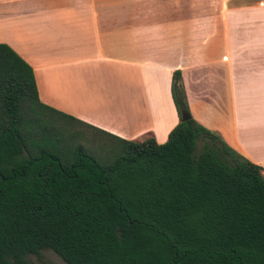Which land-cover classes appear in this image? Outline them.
<instances>
[{"label":"trees","instance_id":"trees-1","mask_svg":"<svg viewBox=\"0 0 264 264\" xmlns=\"http://www.w3.org/2000/svg\"><path fill=\"white\" fill-rule=\"evenodd\" d=\"M169 90L165 141L123 139L42 103L0 42V264H264L263 168L192 118L178 70Z\"/></svg>","mask_w":264,"mask_h":264},{"label":"crops","instance_id":"crops-1","mask_svg":"<svg viewBox=\"0 0 264 264\" xmlns=\"http://www.w3.org/2000/svg\"><path fill=\"white\" fill-rule=\"evenodd\" d=\"M0 42L38 99L132 141H165L180 73L190 115L264 173V0H0Z\"/></svg>","mask_w":264,"mask_h":264},{"label":"rangeland","instance_id":"rangeland-1","mask_svg":"<svg viewBox=\"0 0 264 264\" xmlns=\"http://www.w3.org/2000/svg\"><path fill=\"white\" fill-rule=\"evenodd\" d=\"M86 134H82L80 137V143L82 147L86 148L90 147V142L87 141L86 137H88ZM97 136V135H96ZM98 137V136H97ZM27 259L35 262V263H41V264H66L64 261L61 260L54 252H52L49 249L40 250L39 254L33 255L30 254L27 256Z\"/></svg>","mask_w":264,"mask_h":264},{"label":"water","instance_id":"water-1","mask_svg":"<svg viewBox=\"0 0 264 264\" xmlns=\"http://www.w3.org/2000/svg\"><path fill=\"white\" fill-rule=\"evenodd\" d=\"M189 116H188V114L187 113H185V112H181V116H180V119L181 120H185V119H187Z\"/></svg>","mask_w":264,"mask_h":264}]
</instances>
